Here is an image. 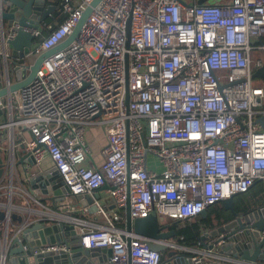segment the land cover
Masks as SVG:
<instances>
[{
    "label": "built area",
    "instance_id": "obj_1",
    "mask_svg": "<svg viewBox=\"0 0 264 264\" xmlns=\"http://www.w3.org/2000/svg\"><path fill=\"white\" fill-rule=\"evenodd\" d=\"M92 1L64 0L65 20L39 41L46 24L26 27L35 41L25 58L64 42ZM183 1L102 0L74 42L43 62L36 79L10 99L0 97V110L10 115L5 126L31 133L25 149L35 162L48 158V172L68 188L66 195L87 199L75 210L83 218L66 215L64 206L29 209L25 216L0 203L8 215L24 218L16 226L1 221L2 251L4 238L35 222H73L80 225L83 250L112 251L95 264H161V252L118 226L126 224L127 208L132 220L156 213L181 222L264 180V129L257 121L264 115V85L253 78L264 65V0ZM90 128L105 140L99 161L87 142ZM8 162L11 201L15 166ZM16 193L24 196L25 186ZM215 240L207 236L195 247L179 242V250L193 264H264L221 254L222 242ZM61 251L69 252L70 243L42 244L32 254Z\"/></svg>",
    "mask_w": 264,
    "mask_h": 264
},
{
    "label": "water",
    "instance_id": "obj_2",
    "mask_svg": "<svg viewBox=\"0 0 264 264\" xmlns=\"http://www.w3.org/2000/svg\"><path fill=\"white\" fill-rule=\"evenodd\" d=\"M101 1L93 0L91 2L83 11L72 34L64 42L43 52L31 64H20L13 59L25 58L35 41V38L25 28L32 25L38 26L41 19L45 21L46 15L44 14L43 17L40 15L39 6L34 8L35 4H40L39 0H0V97L10 99L13 94L36 79L38 71L48 57L74 42L87 18ZM206 1L208 0H199L198 4H203ZM131 19L130 16L127 23V49L129 48ZM11 31L16 32L15 37H9ZM10 51L11 55L9 54ZM125 62L128 101V53L125 54ZM253 78L264 82V65L254 72ZM257 121L264 129V115L259 117ZM2 153L0 148V182L4 178L6 167L8 166L9 170L10 165L7 157L4 158ZM259 181L261 180H257L256 183ZM31 183H39L44 190L52 192L55 196L69 192L68 188L59 181L58 176L49 174V172L37 174ZM48 187H51V190ZM62 187H64L63 191L60 189ZM108 188V186L100 188L94 196L100 198V192ZM31 192L33 191L31 190ZM236 196L219 202L225 211L232 213L234 219L209 233L202 234L201 240H205L207 236L216 237L215 243L222 242L220 245L221 254L246 261L264 263V235H262L264 231V205L247 214L240 215L235 207ZM75 197L83 199L79 195ZM207 209L203 210L200 216L206 217ZM91 211L94 212L95 208H92ZM6 219L19 223L24 221L20 214L8 215L5 210H0V221H6ZM176 222L178 221L161 225L156 213H152L146 218L132 220L129 208L126 211V230L142 237L150 249L161 252L164 255L161 264H193L189 254L179 251L181 245L176 243L177 240L172 241L176 237L177 231L169 229V227ZM80 234L81 230L74 225H46L42 222H35L13 239H7V237L3 239L4 247L3 251L0 249V264H95L98 259L102 258L103 254L111 258L112 251L107 248L83 250L78 244ZM128 240L130 241V238ZM61 241L70 243L69 252L32 254V250L36 246ZM3 253L4 256H2ZM225 264L230 263L226 262Z\"/></svg>",
    "mask_w": 264,
    "mask_h": 264
},
{
    "label": "crops",
    "instance_id": "obj_3",
    "mask_svg": "<svg viewBox=\"0 0 264 264\" xmlns=\"http://www.w3.org/2000/svg\"><path fill=\"white\" fill-rule=\"evenodd\" d=\"M40 4H35V7H40V15L43 17L46 15L45 21L42 19L39 21L40 23H44L48 20V18H53L56 16L61 4H58L59 0H39ZM61 1V0H60ZM185 2H193L192 0H184ZM211 1V0H209ZM217 1V0H216ZM46 12V13H45ZM39 20V19H37ZM44 27V26H43ZM11 55V51L9 52ZM13 58V57H12ZM36 58H15L13 60L17 61L20 64H31ZM7 99V98H5ZM10 121V115L8 110H0V126H4L0 128V148L2 149L4 158L7 157V160H11L14 162L15 166V175L13 179L14 183V192L11 201H9V192H10V175L9 170L6 167V173L4 175L3 180L0 182V203L10 204L13 207H16L20 210V213H24L25 216H28L29 209H54L59 208L60 206H64L63 210L66 215H72L77 218H83V214L75 211L79 209L81 202L87 201L79 200L74 196H67L66 194H61L59 196H55L52 192H47L44 190L39 183L32 184L31 181L35 178L37 174L45 173L53 169L52 162L46 158L40 164H37L35 160L29 155L28 151L25 149V143L28 140L32 139L31 133L22 127L15 126L14 128H10L9 126H5ZM87 142L90 145L93 155L99 161L101 158L99 156L100 148L104 145L105 140L103 139V135L101 131L97 128H90L87 133ZM262 184L257 190L254 192H249L247 202L251 205H257L261 207L264 205V180H262ZM25 186L26 194L24 196H19L16 193V190L19 186ZM51 190V187H48ZM62 191L64 187L60 188ZM31 190L33 192H31ZM103 191L100 192L102 194ZM251 194V195H250ZM7 196V201H3V198ZM55 198V199H54ZM35 200L41 201L43 204L40 206L36 203ZM259 204V205H258ZM257 207L256 209H258ZM255 209V210H256ZM93 216V215H92ZM38 216L31 218V222L37 221ZM18 225V222H14ZM70 224H75V227L80 228L78 224L69 222ZM5 231V223L0 221V235H3ZM203 242V240H202ZM178 243V241H177ZM102 261V259L98 260V262ZM221 261L222 264L224 261ZM103 262V261H102ZM101 262V263H102Z\"/></svg>",
    "mask_w": 264,
    "mask_h": 264
},
{
    "label": "trees",
    "instance_id": "obj_4",
    "mask_svg": "<svg viewBox=\"0 0 264 264\" xmlns=\"http://www.w3.org/2000/svg\"><path fill=\"white\" fill-rule=\"evenodd\" d=\"M63 1L64 0L61 1L59 0L58 4H62ZM65 18L66 15L64 14L62 7L60 6L57 15L53 16V18H48V20L45 22L46 25L43 28L42 36L41 38L38 39V41L47 37L53 30L57 28L59 24H61L65 20ZM262 182H263L262 180L257 182L256 184H254V186H252V188L249 189L248 192L238 194L235 197V207L240 215L249 213L258 207L257 205H254V207L248 206L245 202L246 199L248 198L249 192L251 191L254 192L255 190H257V188L261 186ZM215 205L209 207L210 208L209 212L207 216L204 218L202 216H199L197 218L187 219L185 221H181V222L178 221L176 223H173L169 227V229H174L177 231V235L174 238V240H177L178 243L184 241L185 245L190 247L197 246L201 242V235L203 234V231H207V230L211 231L215 229L217 226H220L222 224V221H220V219L217 222H214L210 218V214H213L214 212L212 210L216 207ZM225 212L227 213V216H230L226 219V221H229L232 218V213L230 211H225ZM118 226L124 228L125 227L124 220L119 222ZM163 256L164 255H162V258Z\"/></svg>",
    "mask_w": 264,
    "mask_h": 264
},
{
    "label": "rangeland",
    "instance_id": "obj_5",
    "mask_svg": "<svg viewBox=\"0 0 264 264\" xmlns=\"http://www.w3.org/2000/svg\"><path fill=\"white\" fill-rule=\"evenodd\" d=\"M211 1H216V0H211ZM262 56L264 55V54H261ZM254 85H264V82L262 81V80H260V79H254ZM152 160V159H151ZM3 201H7V196H5L4 198H3ZM248 206H251V207H254V205H251V204H249V202H247V199H246V202H245ZM259 205V204H258ZM216 207L212 210V211H214L213 212V214H210V218L214 221V222H217L219 219H220V221H222V224H225L227 221H226V219L228 218V217H230V216H227V213L225 212V210L223 209V207L218 203V204H216L215 205ZM259 207V206H258ZM256 209V208H255ZM211 211V212H212ZM158 220H159V222H160V224L161 225H163V224H166V223H170V222H172L171 221V219H169V218H167V217H164V216H160V215H158ZM226 221V222H225ZM221 224V225H222ZM220 225V226H221ZM217 227H219V226H217ZM216 227V228H217ZM209 233V231L207 230V231H203V235L204 234H206V233ZM172 241L173 242H175V240L174 239H172ZM176 243H177V241H176ZM181 250V249H180ZM179 250V251H180ZM181 252V251H180Z\"/></svg>",
    "mask_w": 264,
    "mask_h": 264
},
{
    "label": "flooded vegetation",
    "instance_id": "obj_6",
    "mask_svg": "<svg viewBox=\"0 0 264 264\" xmlns=\"http://www.w3.org/2000/svg\"><path fill=\"white\" fill-rule=\"evenodd\" d=\"M209 209L210 208H208L207 210H208V212H209ZM247 214V213H246ZM234 219V217L232 216V218L229 220V221H231V220H233ZM229 221H227V222H229Z\"/></svg>",
    "mask_w": 264,
    "mask_h": 264
}]
</instances>
